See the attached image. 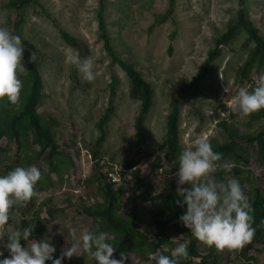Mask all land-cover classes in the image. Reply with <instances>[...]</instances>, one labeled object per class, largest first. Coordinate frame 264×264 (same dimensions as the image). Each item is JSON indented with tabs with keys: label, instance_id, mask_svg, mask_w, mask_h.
<instances>
[{
	"label": "rangeland",
	"instance_id": "1",
	"mask_svg": "<svg viewBox=\"0 0 264 264\" xmlns=\"http://www.w3.org/2000/svg\"><path fill=\"white\" fill-rule=\"evenodd\" d=\"M11 1L0 0V27L19 34L22 40L34 47L30 50L24 46L23 67L17 71L23 83L19 104L25 94L27 69L33 65L39 73L42 87V100L37 112L48 113L56 121L51 136L57 155L56 170L51 173L40 158L34 157L38 148L30 145V138L26 140L23 136L18 143L4 137L0 140V175L16 166L35 164L40 168L42 175L38 180L37 197L39 203L47 204L51 211L48 216L42 208L41 217L46 222L44 237L51 236V242L56 245L54 256L60 255L62 249L72 243L71 227H76L79 233L94 225L81 213V209H95L103 204L98 175L88 155L98 137L96 123L107 106L109 84L114 78V111L104 127L105 140L99 162L108 167L116 179L114 183L110 179L109 182L115 186L123 185L126 191L115 214L132 221L140 232L154 238L157 236L154 221L165 217V214L170 216L166 212L168 209L175 214L178 207L177 216L171 217L166 226L170 242L162 247L163 253L170 255L177 243L187 241L198 252V257L189 258L191 264H199L200 257L207 255L209 250L212 253L207 258L208 263L216 257L220 259L219 264L231 261L234 264H263L264 228L248 250L247 244L238 250L208 246L179 221L184 208L172 196L169 208V199L166 198L172 193L177 195L178 182L175 173L169 174L163 147L166 117L173 103L177 104L179 111L178 137L182 149L193 146L199 138L225 141L216 124L220 120H226L240 136L253 137L264 132L263 120L248 122L239 115L236 120L228 121L238 89L255 85L258 75L264 73L263 67L252 69L247 79L240 77L239 70L254 47L243 30L236 31L232 39L221 47L207 74L194 83L207 51L213 48L214 39L234 24L237 0H37V5H28L21 12L7 6ZM244 1L246 19L264 39V0ZM98 16L116 55L133 65L153 90L141 151L132 145L139 101L130 96L127 77L111 63L103 48L97 26ZM160 19L162 22L155 24ZM17 23L19 25L15 29ZM59 29L87 46V57L92 59L96 72L95 80L83 79L69 62L68 57L75 51L61 40ZM14 107L15 110L19 108ZM10 112L11 108L4 106L0 117L4 119ZM237 144L243 149L247 163L240 161L234 165L220 160L218 163L227 167L218 168L214 175L217 180L227 182L231 177L219 174L220 171L228 172L238 167L242 173L236 179L243 185L245 193L253 199L257 190L264 199V165L256 161V147L245 139L237 140ZM155 159L161 161V169L153 172L150 164ZM125 164L129 169H125ZM133 173L139 175L138 181ZM12 229V226H7L6 231L11 232ZM5 244L0 242V252L3 253L0 258L10 255ZM119 253L115 251L113 255L119 258ZM125 254V264H151L150 260L155 259V256L143 253ZM72 262L93 264V259L86 251L79 250L77 255L62 260V264ZM45 264H51V261Z\"/></svg>",
	"mask_w": 264,
	"mask_h": 264
},
{
	"label": "trees",
	"instance_id": "2",
	"mask_svg": "<svg viewBox=\"0 0 264 264\" xmlns=\"http://www.w3.org/2000/svg\"><path fill=\"white\" fill-rule=\"evenodd\" d=\"M28 5H37V0H12L7 6L15 12H21ZM244 6V0H237L234 24L229 25L214 39L213 48L207 51L202 68L198 75L194 78V83L197 82L200 77L207 74L212 62L218 57L221 47L228 43L234 36L235 32L240 29L243 30L246 33L247 38L254 43V47L247 54V57L239 70L240 77L242 79H247L248 74L252 69L259 70L264 67V39L259 36L252 23L246 19ZM161 18L163 19L165 16ZM162 19L155 21V24H160ZM17 25H19V23L15 25V29H17ZM97 26L99 38L102 41L104 50L110 57L111 63L117 65L123 71L129 81L130 96L139 101L137 116L133 124L134 134L132 145L136 150L141 151L144 141V123L152 105V87L142 78L141 74L135 70L133 65L123 61L116 55L100 16H98L97 19ZM59 34L61 40L75 52H78L82 58L88 56V48L82 41L76 39L61 29H59ZM22 43L26 48L34 50V47L27 41L22 40ZM72 78L74 79L73 75ZM24 84L25 94L21 97V103L19 104V108L17 110H15L14 105L8 103L7 101L3 102V100H0V110L2 107L6 106L11 108L12 111L4 119L0 117V140L4 137H8L19 143L20 138L23 136L26 140L30 138V145L38 148L34 157L40 158V160L47 165L48 171L54 173L56 170L55 156L57 155V147L52 139L51 129L56 125V121L48 113L40 114L37 112L42 100V87L39 73L33 65L27 69ZM114 85L115 79L112 78L109 84L110 92L107 106L96 123L98 137L92 144L88 155L89 160L98 175L97 182L100 185L103 204L95 209L83 207L81 209V213L91 219L94 224L99 221L101 228L113 236V240L110 242H112L116 247V252L124 251L143 253L147 256L153 255L155 256V259H151L150 263L156 264V257L159 254H165L162 252V247L170 242L168 236L166 235V226L171 221V217L175 218L177 216L179 208L177 207V211L174 209L175 212H173L175 214H172L171 209H168L166 212L170 214V216H166L165 214V217L154 221V229L157 232V236L154 238L147 237L144 233L140 232L138 225L134 224L132 221L115 214L116 210L125 198L126 191L123 185L115 186L109 182L107 179L109 168L104 167V165L99 162L101 158L99 153L105 140L104 127L110 120L114 111ZM221 108L225 110L223 106H221ZM178 114V106L176 103H173L171 110L166 117L165 135L163 140L164 159L169 165V174L176 173V169L179 164V155L183 150L179 144L178 137ZM239 115L240 114L234 110L229 111L228 121L236 120ZM243 117H245L248 122H256L260 120L264 121V109H260ZM216 124L223 132L226 140L223 142L211 140L210 142L215 151L222 153L221 161L231 162L234 165L242 161L246 164L247 160L243 157L244 151L237 144V140L245 139L247 143L256 147L255 157L258 164L262 166L264 165V132L258 133L253 137H245L240 136L234 127L226 120H220ZM123 166L125 169H129V165L125 164ZM150 167L153 172L160 170L161 161L159 159H155V161L150 164ZM9 171L11 170L6 169L2 175L7 174ZM222 171L223 170H221V173L219 174H224L230 176L231 178H238V176L242 173L238 167H233L228 172ZM133 177L137 181L139 180V175L137 173H133ZM38 183L39 182L37 181L35 185V195L28 202L15 204L10 209V219L7 225L12 226V228L15 229L21 226L26 227L30 223L33 225L32 237L35 239L43 238L46 234V222L45 219L41 217V209H45L46 215H51V211L47 208V204L41 205L39 203V199L37 197L39 187ZM241 186L243 185L241 184ZM242 189L244 191V187H242ZM245 194L252 204V223L255 228L252 240L247 243L246 249L248 250L249 247H252L253 241L261 236L264 228V199L259 196L257 190H255V196L253 199L250 198L248 193ZM171 196L176 200L178 199V196L174 193L166 197L169 199V201L167 200L169 208V205L171 204ZM173 206L176 207L175 205ZM6 242L7 237L4 240V243ZM23 242L25 241H21V243ZM188 252V257L182 259L180 264H191L189 258L198 257L197 249L192 245V243H188ZM211 253L212 251L209 250L207 255L200 257L199 264H219L220 259H217L216 257L213 258L212 263L207 262V258L211 256ZM70 264L75 263L72 262Z\"/></svg>",
	"mask_w": 264,
	"mask_h": 264
},
{
	"label": "clouds",
	"instance_id": "3",
	"mask_svg": "<svg viewBox=\"0 0 264 264\" xmlns=\"http://www.w3.org/2000/svg\"><path fill=\"white\" fill-rule=\"evenodd\" d=\"M24 46L19 34L6 27H0V100L19 106L23 83L17 75ZM82 78L93 81L96 72L91 58H82L78 52L68 57ZM233 108L241 116H247L264 109V73H260L254 86H242L233 100ZM222 153L215 151L205 138L194 141L179 155L176 169V203L184 208L179 221L192 235L208 246L218 249H242L254 236L252 204L236 178L227 182L217 180L214 173L221 165ZM41 170L35 164L16 166L7 174L0 175V237L7 236L5 247L10 255L0 258V264H62L64 258L86 251L93 264H125L126 254L113 255L116 247L110 242V234L101 229L99 221L91 228L69 230L72 243L64 247L60 255L54 256L56 245L52 237L40 240L32 237L33 225L19 227L7 232L10 209L22 202H28L35 195V185L41 178ZM175 238V237H173ZM21 241H25L24 244ZM188 242H179L170 255L159 254L156 264H180L188 257ZM3 253L0 252V257Z\"/></svg>",
	"mask_w": 264,
	"mask_h": 264
},
{
	"label": "built area",
	"instance_id": "4",
	"mask_svg": "<svg viewBox=\"0 0 264 264\" xmlns=\"http://www.w3.org/2000/svg\"><path fill=\"white\" fill-rule=\"evenodd\" d=\"M107 177H108V180L110 179V181L112 182V183H114L115 182V178L113 177V175H112V173H108L107 174ZM7 229V228H6ZM7 232H10V231H7ZM6 236H4V237H0V242L1 243H3L4 242V238H5ZM226 264H234L232 261L231 262H227Z\"/></svg>",
	"mask_w": 264,
	"mask_h": 264
}]
</instances>
